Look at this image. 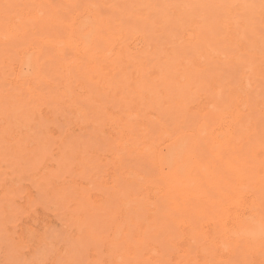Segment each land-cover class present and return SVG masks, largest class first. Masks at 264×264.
I'll return each mask as SVG.
<instances>
[{
	"label": "rangeland",
	"instance_id": "1",
	"mask_svg": "<svg viewBox=\"0 0 264 264\" xmlns=\"http://www.w3.org/2000/svg\"><path fill=\"white\" fill-rule=\"evenodd\" d=\"M132 1L17 0L1 7L3 12L8 14V17H0V33L10 30L13 34L10 36L4 33L0 34V40L5 42L0 45V105L5 108L9 103V106L6 107L8 109L10 105H18V103L25 106L24 108L27 110H25L27 113L21 109L22 112L19 110L20 114L17 116L23 123L34 124L31 120L35 116H32L33 119H31L29 117L31 114L28 110L30 108H37L36 106L31 107V105H35L36 103L38 106L39 101L41 108L37 109L45 117L54 116V110L55 113L58 109L60 110L64 102L63 94L67 92V87L64 86L68 85V83L66 85L63 83L64 79L62 76H73L74 78L76 76V80L72 78L73 82L76 81V85L72 86L77 91L78 87H80V82L85 81L84 78V81L82 80V76L104 75L106 72L104 68L108 69L107 65L110 62L108 60L112 58L110 57V53L107 52L110 49L108 45H112L113 49L117 51V49L123 47L119 46L118 43L124 42L128 47L127 51L135 54L140 50L142 52L146 49L145 42L151 41L149 36L153 38L156 36L154 39L156 40V44L158 41L159 43L160 41L169 42L172 38L169 39L168 37H173V41H179L178 45L186 43V46L188 43L187 53L189 52L190 44L196 45L200 42V48L196 45L198 47L194 52L199 48L201 54L198 51V55L193 56L191 54L193 51L190 48L188 56L192 55L193 60L198 59L199 61L200 58L203 60L202 86H206V89L202 87L203 89L201 88V92L199 90L198 94L197 89L191 86L193 90L197 91H195V95L194 92L191 93L193 97L202 96L201 100H198L200 99L198 97L192 103V106L191 103L188 105L187 109L189 113H184V115L183 112L181 115L178 112L171 113V115H169L170 113H166L169 117L163 118L161 116H165V114L161 115V110L158 111L159 108L157 109L155 106L156 110L153 107V109L147 111V117L151 119L149 121L152 126L148 123L149 121H146L147 124L144 127L134 129L135 132L127 129L126 133L123 132L121 135L120 140H123V142L118 141L124 148L129 147L130 144L125 142L124 139L131 137L130 134L140 132V149L145 144L149 145L148 148L144 150H140L139 148L134 150L135 148H133L132 150L119 152L121 147L117 149L114 144H110L111 151L107 150L106 152L103 150L102 160L107 163L106 165L95 169L94 172H91L90 169L86 177H74L75 170H73L74 173L73 171L70 174L67 173L70 175L65 176L67 180H73L82 186L80 193L90 195L89 197L92 200L88 201L89 204L96 201L95 204L99 205L111 200L106 204V210L111 214V217H108L109 220H107V224L105 223L106 226L103 229L100 227L99 230V226H97L99 224L89 219L87 220L88 222L78 223L81 225L79 227L71 220L69 211H67L68 215L65 216L61 208L57 209L53 205L51 206L50 202L52 201L47 199L32 183L31 179L34 178V172L31 169L36 167L33 162L28 165L31 168L27 167L25 170L27 173L24 171L25 173L23 174L22 172L23 175H21L11 164L3 160L0 164V200L4 198L3 189L13 183L21 184L23 189L20 194L14 195L16 204H19L18 206L21 205L19 208L16 207L14 212L15 217L5 226L0 220V264H109L108 260L110 259L107 256L109 251L106 250L110 242H102V246L98 249L99 246H96L95 241L91 244L90 239L86 238L91 237V233H89V236H86L83 232H80L82 225L84 224V227L88 223H94L96 231H102L101 235H97L96 232L94 236L97 238L100 236L101 241L104 239L105 234L109 235L110 233L112 235H106L109 241L116 240L120 242L123 235L126 238L127 235L130 236L128 237V241L130 242L127 241L124 243V246L122 245L124 249L126 245L135 243L137 238L142 237L139 232L141 226L138 222L143 221V223H146L154 215V210H160L161 214H164V209L166 214H159V219L163 218V220L159 221H162V223L164 221L168 225L167 231H171L172 234L169 232L170 236L166 233L163 236L154 237L153 241L155 242L152 243L151 241V245L156 249L159 247L158 249L160 250L165 240L166 242L171 241L176 246L174 249H171L170 253H178V248L181 250V248L190 246L191 252L196 253L195 255H198L201 260L202 256H208V250L213 253V247H218L220 244L221 248L217 249L218 251L214 254L218 258L212 257V261H205V264H264V177L259 179L261 175L258 173L256 174L259 177L254 178L252 175L251 166L253 162L248 156V149L243 144L245 136L242 134L241 136L243 137H241L240 133L238 134L240 139V141L236 140L237 143L239 142L236 144L238 147L232 144L233 138L231 140L229 138L230 134H233L237 130L239 131V122L245 121L243 119L245 118L244 113L246 114L248 111H251L254 114L255 110L264 108V78L262 76L256 78L254 76L256 74H253L252 71L251 73H245L246 70L244 73L241 72L242 69H245V60H248L246 63L254 59H257V61L255 60L256 63L264 62V0H151L156 6L157 14L163 11L161 4H166L170 9L176 11L182 10L183 14L187 16L183 21L186 27L183 28L184 26H180L175 21L173 10L170 11L173 15L169 12L170 27L168 33L164 36L158 32L155 34L149 23L143 22L140 24L142 22L141 18H137L136 21V17L123 16L118 7L122 9L126 8L127 3ZM120 17L121 19H119ZM188 18L189 20H186ZM120 20H122L121 23ZM117 21L124 28H128V24L131 23L128 29L132 30L136 25L134 29L140 30L131 32L130 34L126 33L122 38H114L116 43L113 42L115 41L113 39L106 41L107 30L109 27L117 25ZM143 24L144 27L146 26L145 29L142 27ZM193 25L201 26L199 31L204 29L197 36L198 38L191 33ZM179 26L183 29L179 28ZM142 29L144 32H141ZM172 29L176 32L183 30L182 32L180 31L182 34L180 32L177 33L181 34V39L177 36L176 32L173 33L171 31ZM235 30L238 32L236 33ZM170 31L171 35L169 34ZM75 32L82 35L80 42L79 40L74 42ZM150 32L154 34L152 35ZM142 33L146 34L143 35ZM173 34L175 35L173 36ZM176 36L177 38H175ZM157 37H161L160 40ZM246 43L248 49H244L242 46V44L245 45ZM225 47L230 48V50H226V53L231 52V55L226 54L225 56L222 54L225 52ZM206 50L207 53L209 52L208 56H206ZM253 52L255 53L254 55ZM213 56H216L215 59L212 58ZM228 56L229 58H227ZM234 56L235 61L233 59ZM248 56L252 59H248ZM240 59L241 61H239ZM216 60H219V64ZM237 60L239 63H235ZM211 61L214 62L212 63ZM223 61L226 63L228 61V67ZM232 62L236 64V68H234V65V67H230ZM237 64H240L242 68L239 65L240 67L237 70ZM222 65L226 66L223 67ZM229 68H234L236 71ZM219 72L224 76L220 75ZM77 76H79V80H77ZM247 76L250 78H247ZM215 79L220 80L219 84L222 86V89L227 87L225 89L228 90V86H233L231 90L234 91L228 90L229 94L224 93L225 97H222L223 101L222 99L220 100L219 96L215 98L216 94L214 93L216 91L214 85H212ZM191 87L189 86V93L191 92ZM224 92L227 91L224 90ZM50 93H56V96L57 94L58 96L61 95L62 98L59 97L58 99L61 98L62 102L61 99L59 101L56 96H53L54 94L51 95L56 100L54 99L51 102ZM31 97L32 99L36 97L39 101L36 98V100H32ZM44 98L45 101L43 100ZM6 101L7 104H5ZM17 101L18 103H14ZM198 102L204 105L202 107L211 110L206 117H210L211 119L209 118L206 119L207 121H204L201 114L195 111L198 108ZM220 102L223 104L222 106ZM217 104L221 107H218ZM118 107L117 104L113 103V108L117 109ZM251 107H253L252 110ZM220 111H222L221 114ZM55 116H57L55 121L58 124L57 126L56 123L52 124L51 127L53 134L57 135V127L62 129L59 123L60 119H57L61 117V111ZM157 116L163 119L160 121L161 124L159 126L155 123ZM183 116L186 118H183ZM27 117L29 122L26 120ZM254 117L257 118L258 116L255 114ZM255 118L253 119L254 121ZM90 120L92 121L94 118L90 117ZM179 122L182 125H178ZM256 122L259 123L260 121ZM259 125L263 126V123H259ZM153 126L154 129H152ZM109 131L110 128L108 129ZM111 131L114 132L115 127H112ZM133 137L134 135H132ZM142 141L145 144H142ZM112 148L116 150V154L112 153ZM235 148H241L243 150L242 153ZM0 158H6V156ZM92 164L95 166L94 161ZM92 164L90 163L89 167H93ZM42 165L39 168L36 167L37 169L35 170H43ZM72 167L76 168L75 166ZM96 172L99 173H97L98 176L94 175ZM89 176L95 177L92 178L93 182H91ZM100 187L106 190H101ZM96 188L99 189L97 190ZM115 193L119 194L118 197H115V199L111 197L109 199ZM107 194H110V196L106 197ZM149 204L150 207L148 206ZM156 207L157 209H155ZM167 208L172 209L171 214H169V210H166ZM132 211L134 215H132ZM105 214L107 213L105 212ZM114 214L117 215L112 217ZM142 215L145 217L142 218ZM109 222L110 224H108ZM124 223H127L126 226ZM111 224L114 225L112 228L115 230L119 226H123L122 233L116 231L115 237L112 233L114 232L113 229H110ZM177 225L181 229L178 228L176 230ZM8 228L13 229L10 230ZM183 230L185 233L181 234ZM69 233L71 236H69ZM20 234L28 237L25 238L27 240L24 239L19 247L16 243L20 241ZM175 234L179 237L182 235L186 237L182 236L178 239ZM218 236L221 239L216 238ZM129 238L133 239L132 242ZM173 239H176V241ZM221 240L223 241L222 243H220ZM75 241L76 244L78 243L77 245ZM158 241L159 244L157 243ZM84 244L87 249L84 248ZM101 249L103 252L100 251ZM98 250L101 252V255ZM194 250L197 251L195 252ZM160 251L165 255L169 253V249L166 252L163 249ZM76 252H80V255ZM123 252H125V249ZM70 253L73 254L70 255ZM193 253H191V257L195 256ZM62 256L66 259V263H64L65 259ZM62 259L63 261H61Z\"/></svg>",
	"mask_w": 264,
	"mask_h": 264
},
{
	"label": "bare ground",
	"instance_id": "2",
	"mask_svg": "<svg viewBox=\"0 0 264 264\" xmlns=\"http://www.w3.org/2000/svg\"><path fill=\"white\" fill-rule=\"evenodd\" d=\"M15 1H17V0H0V17H4V16L8 17L7 16L8 14L6 12H3V9L1 7L4 5H7V3H9V2L13 3ZM127 4H128L127 7L125 6L126 8L122 9V8L118 7V10H121L120 12H122L123 16H125V17L126 16L136 17V21H137V18H141L142 22H140V24L143 22L149 23L150 27H152L153 31H155V34H156V32H158L159 34L164 36L165 34L168 33L169 27H170V22H171L169 20V12L173 10V9H170L169 6H166V4H161L163 7V11H161L157 14L158 11L155 9L156 6L152 3L151 0H136V1H132V2L127 3ZM156 4H157V2H156ZM173 12H174V16H175V18H174L175 21L180 26L183 27L184 26V24H183L184 18L187 16L183 14L182 10H178V11L173 10ZM119 16H120V14H119ZM119 19H121V17ZM115 20H116V18H115ZM186 20H189V18ZM186 20H185V22H186ZM118 22L119 21H117V25H114L113 27H109V29L107 30V32H106V37H107L106 39L107 40L106 41H110L111 39L115 40L114 38H116V37L122 38V36H125L126 33L130 34L131 32L140 30L139 28H138L139 30L134 29L136 27V25L132 30L128 29L129 25L131 26V23L128 24V28L127 27L124 28L121 24H118ZM121 22H122V20H120V23ZM144 24L142 25V27H144ZM180 26H179V28H182ZM145 27H144V29H145ZM185 27H186V24L183 28H185ZM200 27H198L197 25H193V28L191 30L192 35H194L195 37L200 35L201 32L204 31V29L202 31H199ZM238 29H236V30H238ZM173 30L174 29H172L171 31L173 33H175L176 31H173ZM171 31L169 33L170 35L172 34ZM180 31L182 32L183 30H180ZM141 32H144L143 29ZM179 32H176V34ZM237 32L238 31H236V33ZM2 33L7 34V36H10L13 34V32L10 30H6L4 32H1L0 34H2ZM75 33L76 34H75L74 42L76 40H79V42H80L82 39V35L80 33H77V32H75ZM145 34L146 33H144L143 35H145ZM181 34H177V36L180 38ZM174 35L175 34H173V36ZM177 36L175 38H177ZM240 36H241V33H240ZM145 37H147V36H145ZM149 37L151 38V41L145 42L146 49L143 48L144 50L142 52L140 50L139 52L137 51L138 53H135V54H133L130 51H127L128 47L124 42L123 43L120 42V43H118V45L123 46V47L126 45V47L119 48V49H117V51L113 49L112 45H108V47L110 46L109 47L110 49L107 50V52L110 53V57H112V58H110L108 60V61H110L109 64L107 65L108 69L104 68V70H106L104 75L103 76H85V77L82 76V80L84 78L85 81L84 80H83L84 82L78 81V82H80V84H79L80 87H78L77 91L75 90V88H73V86L76 85L75 84L76 81L73 82L74 80L72 79L74 77L73 76H62L64 79L63 83H65V85H66V83H68V85L64 86V87H67V92H65V94H63V97H64L63 98L64 102L62 104L63 106L60 108V110L58 109V111L56 113L54 110V116L50 115V117H45L41 113V111H39L37 109V108H41V107L39 106L40 101L36 97L35 98L39 101L38 106L34 102L35 105H31V107L36 106L37 108H30V109L28 108L29 109L28 112L31 114L29 117H31V119H33L32 116H35V118L33 120H31V122L34 124H26V123H23L19 120V118L17 117L18 114H20L19 110L21 111V109H22L24 112H26L27 110L24 108L25 106L21 105V103H18V101L14 102V103H18V105H16V104H13L12 106L10 105L9 109L6 108L7 106H9V103H8V105L5 106V108H3L4 106L0 105V110H1L0 114H2L0 116V157L6 156V158H0L1 159L0 164L3 160H5L9 164H11V166L16 171L18 170L17 172H19L21 175H23L26 172L25 170L27 169V167H29L28 165H30L32 162L35 164L34 166H36L38 168H39V166L42 165V163H44L42 165L43 170H41V171H39V169L36 171L35 170V169H37L36 167H33L31 169L34 172V174H33L34 178L31 179L33 181L32 183L35 185V187H37L41 191L42 194L45 195V197L47 199L52 201V202H50L51 206L53 205L57 209L61 208L63 210V213L65 214V216L68 215L67 211H69L70 212L69 215L71 216L70 218H72L71 220L74 222L75 225H77L79 227H81V225H80L81 222L84 223L85 221H87L89 219V220H93V222L99 224V225H97V226H99L98 229L100 227H102V229L105 228V226L107 224L106 222H107V220H109L108 217H111L110 216L111 214L109 212H107V210H106L107 209L106 204L109 203L111 200L110 201L108 200L107 203L106 202L100 203L99 205L95 204L96 201L93 202L92 204H89L88 201L92 200V198L90 199V197H89L90 195H86L85 193L84 194L80 193V188L82 186L80 184H78L77 182H74L73 180L72 181H69L70 179L67 180L65 178V176L70 174V172H72L73 170H75L74 177H78V178L82 177V176L86 177V175H88V173H89L88 171L90 169H91V172L92 171L94 172L95 169H98L101 166L106 165L107 163L104 160H102L103 159L102 156L104 154L103 150H105L106 152H107V150L109 151L111 148L110 144H114L117 149L119 147H121L119 152L126 151L129 149L132 150L133 148H135L134 150H137L138 148L140 149V144H141V140H139L140 132L139 133L136 132L138 134H136V133L130 134L131 137H129V138L127 137L126 139H124L125 142L130 144L129 147H126V148H124V146L120 145V143L118 142V141H121V143L123 142V140H120L123 132L126 133L127 129L132 131V132H135L134 129L144 127L147 124L146 121H149V120L151 121V119L149 117H147V115H148L147 111H149V109H153V107L155 110H156V108L157 109L159 108L158 111L161 110V112H160L161 115L165 114V116H161L163 118L169 117L168 115H166V113L167 114L170 113L169 115H171V113H176V112L180 113V115L182 112H183V115H184V113H187V112L189 113V111L187 109L188 105L191 103V106H192V103L194 101H196V99L198 97L200 98L198 100H201V96H202V95L201 96L198 95V97H193L191 95V93L194 92V95H195L196 90L195 89L193 90L192 87L197 89L198 94H199V90L202 87L206 89V86L205 87L202 86V77H203L202 74L204 72V69H203L204 64L202 62L203 60L201 58L199 59V61H198V59L193 60L192 55L190 56L192 59L188 56V53H190V48L193 51V52H191V54H193V56H196L198 51H200V54H201V50L199 49L200 48V46H199L200 42L199 43L195 42V43H197L196 45L199 46V48H198L199 50L197 49L196 52H194V50L198 46H196L195 44H190L189 49H188L189 52L187 53L188 43L186 46H185L186 43H181L180 45H178L179 41L178 42L173 41V39H174L173 37H168L169 39L172 38L171 40H169V42L166 43V41L165 42L160 41V43H159V41L157 40L158 43L156 44V40H154L156 36L154 38L151 36H149ZM160 38H158V39L160 40ZM183 39H185V38H183ZM186 41H187V39H186ZM113 42L116 43V40ZM154 42H155V44H154ZM4 43L5 42H2V40H0V45H2ZM254 43L256 44V42H254ZM255 44H254V46H255ZM232 46H235V45H232ZM242 46L244 49H248L247 43L245 45L242 44ZM249 47H251V46H249ZM251 48H253V47H251ZM263 48H262V50H263ZM241 49H242V47H241ZM226 50L228 51V50H230V48L225 47V52H223V53H222V51H220V52L222 54H224L225 56H226V54H228V55L232 54L231 52L226 53L227 52ZM256 50H258V49L256 48ZM206 53H207V50H206ZM208 54H209V52L206 54V56H208ZM244 54H246V53H244ZM254 54L255 53L253 52V55ZM243 56H245V55H243ZM215 57L216 56H213L212 58L215 59ZM236 57H238V56H236ZM212 58H211V60H212ZM227 58H229V56ZM225 59H226V57H225ZM233 59L235 61V56ZM248 59H252V58L251 57L249 58V56H248ZM228 60H230V59H228ZM255 60L257 61V59H254L248 63H246L248 60H245L246 61V62L244 61L246 64L245 69H242L241 72L244 73V71L246 70L245 73L246 72L251 73V71H252L253 74H256V75H254L256 78L258 76H262V78H264L263 77L264 76V71H263L264 62L262 61V62L256 63ZM218 61H217V63H218ZM239 61H241V59ZM239 61L237 60V62H235V63H239ZM211 62L213 63L214 61H211ZM223 62L226 65L228 64V61H227V63L225 61H223ZM220 63H222V62H220ZM229 63H231V62H229ZM235 63L232 62V64H230L231 65L230 67H232L233 65L235 66L236 65ZM240 64L242 65L241 62H240ZM226 65H224V66L222 65V66L225 67ZM239 65L237 64V70L241 66V65L240 66ZM253 66H255V68H253ZM227 67H228V65H227ZM211 68H213V67H211ZM234 68H236V66ZM234 68H232V69L229 68V69L233 70ZM241 68H242V66H241ZM210 72H212V71H210ZM220 75H222V73H220ZM222 76H224V75H222ZM78 77L79 76H77V78ZM75 78H76V76H75ZM247 78H250V77L247 76ZM77 80H79V78ZM219 81L220 80L215 79L214 83L212 84V85H214L215 88L213 86L212 87L216 91L214 93V94H216L215 98L217 96H219V98L221 100L222 97H225L224 93H228V90L231 92L234 90H231L233 86L232 87L228 86L229 87L228 90L225 89L227 87H224V89H222V86L219 84ZM229 82H231V81L229 80ZM72 83H74V84H72ZM203 84H205V83L203 82ZM223 84H224V82H223ZM247 84H248V82H247ZM189 86L190 87L192 86L190 88V91H191L190 93H189ZM224 90L227 92H224ZM58 92H60V91L58 90ZM200 92H201V90H200ZM51 94L52 95L54 94L53 96H56L55 95L56 93H50V95ZM52 95H51V97L49 96L51 98V100H50L51 102L54 99L56 100V98L57 99L59 97L62 98L61 95L58 96V94H57L56 98L53 99ZM32 97H31V99H32ZM229 97H231V96H229ZM34 99H32V100H34ZM60 99H58V100L60 101ZM43 100L45 101V98ZM50 101H48V102L50 103ZM222 101H223V99H222ZM227 101L229 102V100H227ZM227 101H226V103H228ZM57 102L58 101H56V103ZM61 102H62V99H61ZM113 103L117 104L119 107L117 109L113 108ZM196 103H195V105H196ZM5 104H7V101L5 102ZM57 104H59V103H57ZM218 104H217V106H218ZM220 105L222 106L223 104L220 102ZM155 106H156V108H155ZM202 106H204V105H202L201 102H198L199 110H198V108H196L195 111L197 113L201 114L202 118H204V121H207L206 119H209L210 117L209 118H206V117L208 116V113L211 110L210 109L208 110ZM221 106H218V107H221ZM26 107H28V106H26ZM224 107H226V106H224ZM207 108H208V106H207ZM252 108L253 107H251V110H252ZM51 110H53V109L51 108ZM215 110H217V109L215 108ZM17 111H18V113H17ZM59 111H61V117L60 118L58 117L57 119H60L59 123L62 126V129L57 127L58 133H57V135H54L51 125L56 123V126H57L58 123L55 121V118L57 116H55V115H57V113ZM218 111H219V108H218ZM51 113H53V112H51ZM221 113H222V111H220V114ZM255 114H256V116H258L257 118L254 117ZM22 116H24V115H22ZM22 116H20V117H22ZM185 116H183V118ZM244 116H245V118H243V119H245V121L244 122L240 121L238 124L239 131L237 130L234 133L232 132L233 134H230L229 138H230V140L233 138L232 144L237 146L236 144H238L239 142L237 143L236 140L238 139V141H240L239 135L241 136L243 134L245 136L243 144H245L246 149H248V152H247L248 156H249L250 160L253 162V165L251 166L252 175L254 178L259 177V175L256 174V173H258L261 175L259 177V179H260V178L264 177V108H262L261 110L260 109L255 110L254 114H253V112L248 111L246 114L244 113ZM90 117H92V119L94 118V120L91 121ZM254 118H255V121L253 120ZM178 119L180 120V118H178ZM26 120L28 121V117ZM162 120H163L162 118L157 116L156 120H155L156 122L155 121L154 122L158 124L157 126H159L161 124L160 121H162ZM150 121L148 123H150V125L152 126ZM256 121H260L259 123H263V126L259 125V123ZM180 122L178 125H182V123H180ZM183 122H184V120H183ZM154 126H156V124H154ZM154 126L152 129H154ZM112 127H115L114 132L111 131ZM176 127H177V125H176ZM109 128H110V131L108 132ZM148 129H150V127H148ZM150 131H149V133H150ZM162 131H164V130H162ZM132 135H134L133 138H132ZM241 137H243V136H241ZM142 142H143L142 144H145L144 141H142ZM106 146H107V148H106ZM148 147H149V145L145 144L140 150H144ZM235 149L241 153L243 151V150H241V148H235ZM115 152H116V150L114 148H112V153L116 154ZM93 161L95 162V166L92 164ZM90 163L93 165V167H89ZM50 166H52V167H50ZM72 166H75L76 168H73ZM29 168H31V167H29ZM22 172H23V174H22ZM73 173H74V171H73ZM97 173L98 172H96L94 175L98 176ZM68 176H70V175H68ZM93 176L92 177L89 176L91 182H93L92 178H95ZM256 179H258V178H256ZM257 181H259V180H257ZM22 183H24V182H22ZM22 189H23V186L21 184L13 183L12 185L4 188L2 191L4 198H2V200H0L1 201V203H0L1 204V206H0V220L2 221V224L4 226L7 223H9L13 219V217H15L14 212H15L16 207L19 208L21 206V205L18 206L19 204L18 205L16 204V201L14 200V195L20 194L22 192ZM100 189H101V187H100ZM103 189H105V188H102L101 190H103ZM82 190H83V188H82ZM118 195H117V193L112 194L111 196H110V194H107L106 197L110 196L109 199H111V197H114V199H115V197H118ZM21 197H22V194H21ZM135 201H137V200H135ZM39 204H40V202H39ZM30 205H32V204H30ZM61 206H63V207H61ZM127 206H129V205H127ZM148 206L150 207V204ZM154 207H155V204H154ZM24 209H25V207H24ZM126 209H127V207H126ZM155 209H157V207ZM166 210L167 211L169 210V214H171V212H172L171 208L170 209L167 208ZM105 212L107 214H105ZM145 212H143V213H145ZM153 213H154V215L151 214L152 216L150 217V219H148V221L146 223H143V221L138 222V224L141 226V228L139 229V232L141 233L142 237L139 239L137 238L135 240V243L128 244V245L125 244L126 245L124 248L125 252H123L124 249H123L122 245L124 246V243L128 241V237H130L128 235H127V238L125 235H123L121 238L122 241L119 242L116 240H110V241L107 240V238H106L107 234H105V237H103V235H102V237L104 239L101 241L100 236L98 237L99 239L96 236H94V234L97 232L96 227L94 226L95 225L94 223L93 224L88 223V225L85 223L86 226H84V227H83V225H84L83 224L82 229H80V232H83L84 235H86V236H89V233H91V235L93 237L89 236L86 238L90 239L91 244H92V242L95 241V243L97 244V245L96 244L95 245L99 246L98 249L102 246L101 245L102 242L103 243H104V241L106 243L110 242V245L108 246V249L106 250V251H109V253H110V254L108 253V255H107L108 258L110 259V260H108L109 264H200V263L205 264L204 263L205 261L211 262L212 257H214V258L217 257V255H214V254H216L215 252L218 251L217 249L221 248L220 244L218 245V247H216V246L213 247L214 248L212 250V251H214L213 253L209 252V250L206 249V250H208V252H207L208 256H202L201 260L199 259L200 257L198 255H195L196 253L191 252V248H189L190 246L189 247L186 246L184 248H181V250H179V248L177 250V248H176V250L179 251L178 253H174V252L170 253L171 249H174L176 245L173 244V242H171V241L166 242V240H165V243L161 245L162 246L161 249H163L165 252L168 251V249H169V253H167V255L162 253V251H160L161 249L160 250L158 249L159 247L157 249L155 247H153L151 244L155 242V241H153L154 237H160V236L165 235L166 233H168L170 236L169 232H171V231H169V232L167 231L168 225L166 223H164V221H163V223H162V221L161 222L159 221L161 219L163 220V218H161V219H159V218H160V215L166 214L165 209L163 211L164 214H161L162 212L160 210H154ZM116 215L114 214V216H112V217H115ZM132 215H134V212L132 213ZM128 216H130V215H128ZM145 216H147V215H145ZM145 216L142 215V218ZM137 218H136V220H137ZM116 219H118V218H116ZM119 220H117V221H119ZM142 220H144V219H142ZM165 221H166V219H165ZM172 221H171V223H172ZM111 222H112V220H111ZM78 223H80V224H78ZM90 223H92V222H90ZM167 223H168V221H167ZM108 224H110V222ZM113 224H111V227L109 226L110 229L114 226ZM124 224L126 226L127 223H124ZM158 225L161 227H159ZM174 225H175V223H174ZM169 227H170V225H169ZM178 228H180V227H178V225H177L176 230H178ZM8 229H10V228H8ZM12 229H10V230H12ZM122 229H123V226H119L116 230L113 229L114 232H112V233L114 235H115L116 231H119L120 233H122ZM129 229H130V227H129ZM132 229H134V228H132ZM173 230L175 231V229H173ZM98 232H97V235L102 234L101 233L102 231L99 233ZM188 232H190V231L188 230ZM182 233H185L184 230H183V232H181V234ZM110 234L107 236H110ZM171 234H172V232H171ZM119 235H121V234H119ZM129 235H130V233H129ZM132 235L134 236V234H132ZM20 236H21L20 241H17V243H16L19 245V247L21 246L24 239L28 237V236L24 237L22 234H20ZM69 236H71L70 233H69ZM133 236H132V238H133ZM182 236L186 237L184 235H182ZM182 236H180V237H182ZM115 237H116V235H115ZM180 237L177 236L178 239H180ZM86 238L84 237V239H86ZM196 238H197V236H196ZM216 238H219V236ZM219 239H221V237ZM25 240H27V239H25ZM72 240H74V239H72ZM129 240H131V238H129ZM132 240H131V242H132ZM173 240L176 241V239H173ZM189 240H190V238H189ZM81 241H82V239H81ZM151 241H152V243H151ZM41 242H43V241H41ZM72 242H74V241H72ZM128 242H130V241H128ZM178 242H179V240H178ZM222 242L223 241L221 240L220 243H222ZM157 243L159 244V241ZM199 243H200V241H199ZM75 244H76V241H75ZM81 246H82V243H81ZM83 246H84V248H86L85 244ZM90 247H92V246H90ZM209 247H211V246H209ZM79 248H81V247H79ZM82 250H83V247H82ZM176 250H175V252H176ZM203 250H205V249H203ZM100 251L103 252L102 249ZM100 251L98 250L99 254L101 253ZM76 253L79 254L80 252H76ZM191 253H193L195 256L191 257ZM71 254H73V253H70V255ZM46 255H47V253H46ZM89 256H90V254H89ZM62 258H63V256H62ZM63 259H65V258H63ZM63 259L61 261H63ZM64 263H66V259H65ZM105 263H107V262H105Z\"/></svg>",
	"mask_w": 264,
	"mask_h": 264
}]
</instances>
